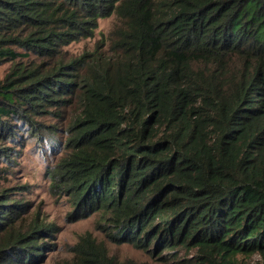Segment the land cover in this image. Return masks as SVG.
I'll return each mask as SVG.
<instances>
[{"label": "trees", "instance_id": "1", "mask_svg": "<svg viewBox=\"0 0 264 264\" xmlns=\"http://www.w3.org/2000/svg\"><path fill=\"white\" fill-rule=\"evenodd\" d=\"M112 16L104 51L66 59ZM6 63L0 162L20 155L17 122L37 132L48 116L62 136L50 184L74 214H100L110 243L264 264V0H0ZM13 195L0 193V264H118L91 243L53 261L56 227L22 228Z\"/></svg>", "mask_w": 264, "mask_h": 264}, {"label": "rangeland", "instance_id": "2", "mask_svg": "<svg viewBox=\"0 0 264 264\" xmlns=\"http://www.w3.org/2000/svg\"><path fill=\"white\" fill-rule=\"evenodd\" d=\"M116 18L114 16L98 21V29L92 39H83L70 44L64 48L66 59H79L97 50L104 51L100 47V41L104 37L108 39V34L112 30ZM107 44V41L105 42ZM92 57L86 60H92ZM11 63L0 66V77L3 78L11 67ZM90 62L84 66V72L90 69ZM73 107L68 105L65 110V119H71L75 113ZM42 125L37 132L24 131V123L17 122V127L21 128L16 139L17 148L15 153H20L18 157H12L0 162V193L7 190L8 194H14L13 200L21 199L28 203L27 214L21 215L18 225L27 227L31 220L39 218V221L53 224L56 229V239L50 245L47 257L53 261H64L74 256L86 257L89 253L87 243L95 245L97 248L105 249L109 258H114L118 264L133 262L134 264H190V259L195 256V252L186 249L175 251H161L152 253V246L148 251L133 248L131 245H115L108 241L107 233L110 231L109 224L100 214L92 215L78 212L74 214L70 198L59 195L58 189L50 184V174L47 169L53 165L57 155H51L54 142L61 138L50 130L54 120L48 116L34 120ZM27 139V140H25ZM10 146V145H9ZM52 148V149H51ZM51 150V151H50ZM9 160H14L10 162ZM5 167H7V172ZM8 173V174H6ZM7 176L6 179H3ZM19 187H26L22 196ZM80 215V218H78ZM108 228L107 231H104ZM79 245L83 248L81 252L74 251V247ZM246 264H263L258 256H254Z\"/></svg>", "mask_w": 264, "mask_h": 264}]
</instances>
